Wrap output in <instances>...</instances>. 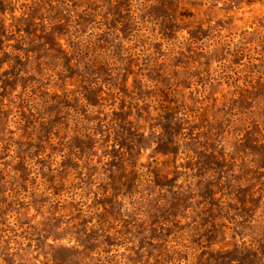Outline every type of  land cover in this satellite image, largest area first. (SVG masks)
<instances>
[{"label": "rangeland", "instance_id": "1", "mask_svg": "<svg viewBox=\"0 0 264 264\" xmlns=\"http://www.w3.org/2000/svg\"><path fill=\"white\" fill-rule=\"evenodd\" d=\"M1 100L0 264H264V0H0Z\"/></svg>", "mask_w": 264, "mask_h": 264}, {"label": "trees", "instance_id": "2", "mask_svg": "<svg viewBox=\"0 0 264 264\" xmlns=\"http://www.w3.org/2000/svg\"><path fill=\"white\" fill-rule=\"evenodd\" d=\"M16 73V72H15ZM25 99V98H24ZM57 100L58 101H56V102H54V103H58V105L61 107V106H63L66 102H67V100L65 99V98H63V97H57ZM22 102H25V101H22ZM28 105H29V108H28V116L32 119V121H33V118H34V115L35 114H37L36 113V111H37V108L35 107V106H33V105H31V104H29V103H27ZM35 105H37V104H35ZM8 110H9V106H7V105H5V104H3L2 103V100L0 101V117H1V119L2 120H4V117H5V115L6 114H8ZM61 113V112H60ZM21 121H24V126H23V128H21L22 129V131H23V133L21 134V137H24V135L26 134V132L28 131V130H32V128L34 127V125L35 124H32V123H29V120L27 119V118H25L24 116H22V118H21ZM25 128V129H24ZM26 138H27V141L24 143V146H27V147H29V143H31L32 142V138H29V137H27L26 136ZM48 138V141H51V137H47ZM4 146H8L9 148L11 147V145H10V143L7 141H2L1 142ZM114 144L116 145V142H114ZM117 145H118V143H117ZM121 147H123V146H121ZM29 149H31V148H29Z\"/></svg>", "mask_w": 264, "mask_h": 264}]
</instances>
